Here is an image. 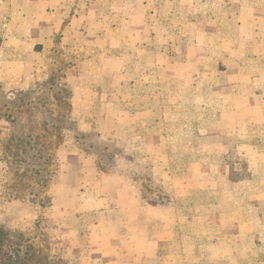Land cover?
I'll return each instance as SVG.
<instances>
[{"label":"rangeland","instance_id":"obj_1","mask_svg":"<svg viewBox=\"0 0 264 264\" xmlns=\"http://www.w3.org/2000/svg\"><path fill=\"white\" fill-rule=\"evenodd\" d=\"M1 228L24 264H264V0H0Z\"/></svg>","mask_w":264,"mask_h":264},{"label":"trees","instance_id":"obj_2","mask_svg":"<svg viewBox=\"0 0 264 264\" xmlns=\"http://www.w3.org/2000/svg\"><path fill=\"white\" fill-rule=\"evenodd\" d=\"M10 240V232L0 229V264H24L28 259V254L22 252L20 247H8L7 242ZM5 246L8 248L4 250Z\"/></svg>","mask_w":264,"mask_h":264}]
</instances>
